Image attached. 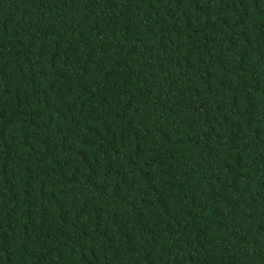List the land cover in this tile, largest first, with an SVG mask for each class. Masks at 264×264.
<instances>
[{
    "label": "trees",
    "instance_id": "trees-1",
    "mask_svg": "<svg viewBox=\"0 0 264 264\" xmlns=\"http://www.w3.org/2000/svg\"><path fill=\"white\" fill-rule=\"evenodd\" d=\"M0 264H264V0H0Z\"/></svg>",
    "mask_w": 264,
    "mask_h": 264
}]
</instances>
